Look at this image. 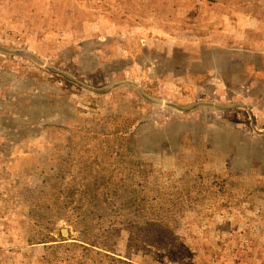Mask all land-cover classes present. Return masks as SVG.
I'll list each match as a JSON object with an SVG mask.
<instances>
[{"label":"rangeland","instance_id":"obj_1","mask_svg":"<svg viewBox=\"0 0 264 264\" xmlns=\"http://www.w3.org/2000/svg\"><path fill=\"white\" fill-rule=\"evenodd\" d=\"M0 264H264V0H0Z\"/></svg>","mask_w":264,"mask_h":264},{"label":"trees","instance_id":"obj_2","mask_svg":"<svg viewBox=\"0 0 264 264\" xmlns=\"http://www.w3.org/2000/svg\"><path fill=\"white\" fill-rule=\"evenodd\" d=\"M138 165H140V163L138 164ZM101 186H103V187H108V186H110V182L109 181H105V180H103L101 183H100V185L98 186V187H101ZM118 192V187L115 185V189H114V191H113V194H115V193H117ZM92 196H90V195H86L85 196V198H88V199H90ZM73 245H81V244H78V243H76V242H74V243H72ZM69 245H71V244H69ZM64 246H66V245H50L49 246V249H51V250H55L56 248H60V247H64ZM83 246V248L84 249H87V250H89V247H87V246H85V245H82Z\"/></svg>","mask_w":264,"mask_h":264}]
</instances>
